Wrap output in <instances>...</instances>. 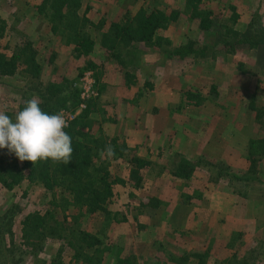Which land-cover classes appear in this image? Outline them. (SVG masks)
I'll list each match as a JSON object with an SVG mask.
<instances>
[{
  "label": "rangeland",
  "instance_id": "obj_1",
  "mask_svg": "<svg viewBox=\"0 0 264 264\" xmlns=\"http://www.w3.org/2000/svg\"><path fill=\"white\" fill-rule=\"evenodd\" d=\"M39 3L0 0V52L10 56L29 42L42 68L39 79H30L22 70L0 77V111L32 99L35 93L28 89V81L43 86L54 82L61 94L73 96L58 113L76 112L84 90L91 87L99 95L102 86V100H117L118 123L100 124L101 105H97L90 114L97 122L92 133H103L108 141L117 137L120 144L128 139L124 126H141L131 135L142 131L144 141L130 148L148 166L138 171L137 184V175L130 173L133 164L119 152L109 158V171L123 184L115 185L108 219L100 213L79 217L71 207L61 210L38 180H24L12 190L0 185V264H50L57 261L60 249L64 264H83L71 260L73 253L67 247L70 236L82 232L108 244L113 254H133L138 264H196L195 254L206 264H264V155L260 152H255L254 174H247L248 152L257 150L250 141H264V0H204L203 6L213 12L210 33L199 29L182 0H81L79 13L88 18V32L95 42L88 56L51 34L36 11ZM141 6L178 16L157 32L160 45L123 50L126 66L122 67L100 48L99 34ZM230 6L238 15L235 23L228 21ZM225 22L236 31L240 43L232 40L235 46L220 42ZM99 23L101 31L96 27ZM188 41L193 42L194 53L183 59L173 55ZM146 80L155 86L154 92L134 97L137 90L143 91ZM187 94L196 99H187ZM207 164L214 171H208ZM179 166L184 167L183 174ZM215 168L247 174L251 182L240 181L242 195H234L232 185L215 179ZM45 210L52 214L47 238L35 241L38 246H23V216ZM104 264H115L114 259L109 256Z\"/></svg>",
  "mask_w": 264,
  "mask_h": 264
},
{
  "label": "trees",
  "instance_id": "obj_2",
  "mask_svg": "<svg viewBox=\"0 0 264 264\" xmlns=\"http://www.w3.org/2000/svg\"><path fill=\"white\" fill-rule=\"evenodd\" d=\"M203 1L182 0L185 12L197 22L199 29L210 33L214 31L213 12L203 6ZM80 7L81 0H40L36 11L47 22L53 36L60 37L66 45L74 47L79 55L88 56L94 51L95 42L88 32L90 22L85 13L82 15L79 13ZM230 10L232 15L228 21L235 23L238 15L233 6H230ZM177 16L178 13L174 11L168 13L159 7L149 10L141 6L127 14L119 23L111 24L107 31L100 32V48L114 56L120 66L125 67L123 50H128L139 44L151 47L160 45L162 39L157 36V32L167 29ZM222 26L224 29L220 35V42H223L227 47L235 46L232 40H235V43H240L236 31L228 27L226 22ZM96 27L98 31H101L103 24L99 23ZM230 37L231 39H229ZM31 46L29 42H25L10 56L0 52V77L13 76L17 74L18 70H22L30 79H39L42 68L36 58V52ZM205 50L206 48L203 47L200 52L203 54ZM194 52L193 42L188 41L174 50L173 55L183 59ZM87 68H92V64L87 63ZM28 82H30L28 89L34 91L33 97L39 99L42 111L50 115L57 114L61 108L66 107L68 100L73 97L69 98V96L61 94L57 83L52 82L43 86ZM146 86L149 90L153 89L152 83L146 82ZM102 92L103 87L101 86L97 98L87 102L86 108L64 129L72 138L73 152L68 164L53 162L51 159L38 161L35 164L30 161L19 162L20 160L15 154L10 153L7 148H0V185L7 190H12L24 180L29 182L38 180L50 194L53 205L56 203L54 200H57L59 204L56 207L61 210L71 207L76 210L79 217L100 213L105 219H108L111 215L110 206L116 195L115 185L123 184V180L112 175L109 171L110 160L107 157L101 159L100 150L108 144H111L114 149L117 147L115 152H119L129 164L134 165L135 168L130 173L137 175V184L141 180L138 171L146 168L148 163L133 154V149L128 147L124 141L118 144L119 138L114 137L108 141L104 138L103 133H100L99 136L92 133V127L97 122L90 117V114L97 111V105H101L97 111L100 124L104 122L116 123L113 107L108 102H102L100 98ZM1 98L4 96L2 95ZM187 99L194 100L196 97L193 94H187ZM16 101V98L12 100L13 103ZM24 102L21 100L15 109L6 111L5 114L14 120L15 113L23 110ZM195 105H199V103L195 102ZM108 107L111 112L108 111ZM254 143L257 150L251 149L248 152L250 167L247 174L250 175L254 174L255 163L258 161L255 152L264 155V141L261 139L251 140L250 147H256ZM183 162L187 164L186 160ZM199 165L198 163L197 167ZM204 167H209L208 171L213 170L211 164L204 165ZM183 168V166L178 167L177 170L181 171L180 174H183ZM213 173L215 179L224 180L232 185V194L238 196L242 195V189L237 186L238 183L241 181L243 185H248L251 182L249 175L230 172L224 168H215ZM49 219L52 220L50 210H45L43 214L39 212L25 214L20 222L22 245L33 247L38 246L35 241L39 243L44 241L49 234L47 230ZM51 231H53L52 228ZM58 237L60 238V236ZM67 247L68 251H72L71 260L76 261L75 263H79L78 260H81L80 263L83 264H104V260L110 256L114 259L115 264H138L133 254H122L121 251L113 254L114 249L110 248L108 244L84 232L77 237L71 235ZM84 250L89 252L83 253ZM62 255L63 250H58L57 261L50 264H64ZM195 257L197 258L196 264H206L198 254H195Z\"/></svg>",
  "mask_w": 264,
  "mask_h": 264
},
{
  "label": "clouds",
  "instance_id": "obj_3",
  "mask_svg": "<svg viewBox=\"0 0 264 264\" xmlns=\"http://www.w3.org/2000/svg\"><path fill=\"white\" fill-rule=\"evenodd\" d=\"M23 110L15 113L14 120L0 111V148H7L20 161L61 162L68 164L72 157V138L64 131L68 123L62 113L48 114L33 97L24 102ZM115 156L111 144L100 150L101 159Z\"/></svg>",
  "mask_w": 264,
  "mask_h": 264
},
{
  "label": "crops",
  "instance_id": "obj_4",
  "mask_svg": "<svg viewBox=\"0 0 264 264\" xmlns=\"http://www.w3.org/2000/svg\"><path fill=\"white\" fill-rule=\"evenodd\" d=\"M132 78L134 79V76H132ZM133 82V80L131 81V82H129L130 84H133L132 83ZM146 82H148L147 80L145 81V82H143V86H142V92L139 90H137V95H134V97H136V96H139V97H141V98H145L146 96H148V95H150L152 92H154V89H155V86L154 85H152L153 86V89L152 90H149L148 89V86H146ZM118 83V85H119V87H120V82H117ZM117 85V84H116ZM145 87V88H144ZM147 87V88H146ZM130 88H132V85L131 86H126V89L127 90H129ZM103 92H102V95H101V100H102V97L104 98V96H105V94H104V96H103ZM102 102H108V103H110V104H112V107H113V109H114V112H115V110H116V103H117V100H110V101H106L105 99L104 100H102ZM118 122H117V120H116V123L115 124H117ZM135 125V124H134ZM136 126V125H135ZM134 129H136V130H141V129H143L141 126H138V127H136V128H133V127H131V126H124V130H125V135L128 137V139H125V141H126V144L129 146V147H133L134 145H139V144H142L143 143V139L141 138V133L140 132H142V131H138V133H135V135L134 136H132L131 135V132H132V130H134ZM137 137H138V139H137Z\"/></svg>",
  "mask_w": 264,
  "mask_h": 264
},
{
  "label": "built area",
  "instance_id": "obj_5",
  "mask_svg": "<svg viewBox=\"0 0 264 264\" xmlns=\"http://www.w3.org/2000/svg\"><path fill=\"white\" fill-rule=\"evenodd\" d=\"M94 84V83H93ZM96 93L94 92V90L89 87V88H86L84 90V92L81 94V103L79 104L78 106V110L76 112H60L64 115L67 123L71 122L72 120H74L85 108H86V102L87 100L91 99V98H94L96 97ZM86 102H83L85 101Z\"/></svg>",
  "mask_w": 264,
  "mask_h": 264
}]
</instances>
